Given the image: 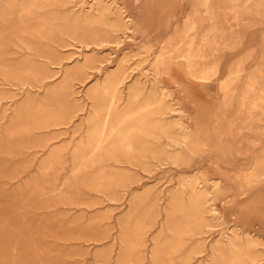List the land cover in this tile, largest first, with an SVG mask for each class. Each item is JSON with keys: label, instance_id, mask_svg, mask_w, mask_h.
<instances>
[{"label": "rangeland", "instance_id": "rangeland-1", "mask_svg": "<svg viewBox=\"0 0 264 264\" xmlns=\"http://www.w3.org/2000/svg\"><path fill=\"white\" fill-rule=\"evenodd\" d=\"M0 264H264V0H0Z\"/></svg>", "mask_w": 264, "mask_h": 264}, {"label": "bare ground", "instance_id": "bare-ground-1", "mask_svg": "<svg viewBox=\"0 0 264 264\" xmlns=\"http://www.w3.org/2000/svg\"><path fill=\"white\" fill-rule=\"evenodd\" d=\"M43 9H44V8H43ZM235 12H236V11H235ZM75 18H76V17H75ZM211 21H212V20H211ZM207 35H208V34H207ZM192 43H193V42H192ZM181 45H182V44H181ZM188 52H189V51H188ZM190 58H191V57H190ZM190 58H189V59H190ZM204 73H205V71H203V73H201V74L203 75ZM202 75H201V76H202ZM222 82H223V81H222ZM224 83H225V82H224ZM224 83H223V85H224ZM226 83H227V81H226ZM223 85H222V86H223ZM222 86H221V87H222ZM225 86H226V85H225ZM252 87H253V86L251 85V88H252ZM222 89H224V86H223ZM225 90H226V89H225ZM106 141H107V140H106ZM99 148H100V147H99ZM101 149H102V148H101Z\"/></svg>", "mask_w": 264, "mask_h": 264}]
</instances>
